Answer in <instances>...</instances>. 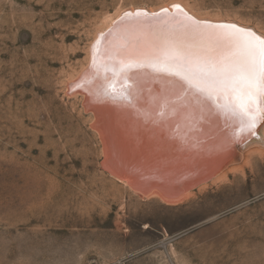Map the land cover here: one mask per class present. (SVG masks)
<instances>
[{"label": "rangeland", "instance_id": "374dc122", "mask_svg": "<svg viewBox=\"0 0 264 264\" xmlns=\"http://www.w3.org/2000/svg\"><path fill=\"white\" fill-rule=\"evenodd\" d=\"M172 1L0 0V264H264V143L181 202L141 198L68 90L106 18ZM181 1L264 34V0Z\"/></svg>", "mask_w": 264, "mask_h": 264}, {"label": "snow or ice", "instance_id": "6c2138e0", "mask_svg": "<svg viewBox=\"0 0 264 264\" xmlns=\"http://www.w3.org/2000/svg\"><path fill=\"white\" fill-rule=\"evenodd\" d=\"M173 7L177 14L162 9L164 17L126 12L100 34L91 63V79L99 81L97 96L130 107L148 121L153 113L136 104V74L176 77L186 93L212 100L220 114L236 124L237 136L255 135L257 126L264 125V36L235 23L197 21L179 5ZM153 21L169 31L157 35ZM183 99L161 96L155 116L165 118L170 105L171 113L177 105L186 108Z\"/></svg>", "mask_w": 264, "mask_h": 264}, {"label": "water", "instance_id": "95a60500", "mask_svg": "<svg viewBox=\"0 0 264 264\" xmlns=\"http://www.w3.org/2000/svg\"><path fill=\"white\" fill-rule=\"evenodd\" d=\"M180 8L184 11L182 7ZM162 9L152 13L143 9L126 12L136 13L139 10L151 16L153 13H163ZM169 12L172 13L173 10ZM197 21L215 24L208 20ZM112 27L113 24L110 28ZM89 68L91 69V64ZM156 78L151 83L153 90L159 88L158 80L161 77ZM176 79L179 80V78ZM80 87L84 90L85 85ZM85 94L90 106L88 112L97 115L98 127L109 146V158L105 161L107 167L113 174L133 182L145 192H150L152 188L157 187L166 197L177 198L187 190H193L198 185L210 181L228 164L239 161L242 151L249 145L262 142L260 130L263 125H258L255 135L249 134L244 139L234 140L227 146H213L203 153L202 146L208 140H201L200 145H195L188 135L179 133L177 129H172L170 126L165 128L164 122L156 120V116L145 121L130 107L102 100L92 93L95 99ZM140 103H136L137 107Z\"/></svg>", "mask_w": 264, "mask_h": 264}, {"label": "bare ground", "instance_id": "6f19581e", "mask_svg": "<svg viewBox=\"0 0 264 264\" xmlns=\"http://www.w3.org/2000/svg\"><path fill=\"white\" fill-rule=\"evenodd\" d=\"M164 5L166 6L159 7L156 9L154 8H150V9L133 8V9H128V10L134 11L135 9H143V11L152 13L162 8H165L168 10V14H177V9L174 8L172 5H179L180 7L184 9L185 12H187V14H189V16L191 15V17L197 20H208L214 23H235L243 28H248V29L253 30L256 34L260 36H264V34L254 29L253 26L252 27L251 25L248 26L246 24H243L240 21L238 22V20H230V19L212 20V19L202 18L201 16L199 17V15L197 16L196 14H193L194 12H192L188 8V6L181 0H173L172 2H169ZM170 10H173V12L170 13L169 12ZM126 11L127 10L125 11L120 10L114 16H110L106 18V20L104 21L106 24L96 32L94 39L90 44L89 51H88V62H87L86 68L79 75V77L75 79L73 82H71V84L69 85L68 90L69 92L71 91L70 93H74V94L82 93L81 95L84 98L83 104H84L86 112L89 110L90 106H88V97L86 96L85 93H87L91 98H94V96L92 97L91 93L93 95H97L96 85L99 83V81H93L91 79L92 72H91V69L89 68L91 61H92L93 45L95 44L97 39L100 37V34L104 33L108 28H110L113 22L116 19H118ZM159 15L161 17H164L165 13H160ZM149 18H151V16H149ZM153 23L156 24V21H153ZM153 31L156 32L157 35L163 36L169 31V29L162 25L156 24V27H154ZM176 31H179V30L177 29ZM156 77H161L160 80H158L159 88L157 90H153V87H152L153 85L151 83ZM135 79H136L137 88H138V94L136 96V103L138 104L141 102L138 107L151 111L153 113V116H155V112L159 111L158 102L161 96H167L169 100L177 96H183L184 99L181 103L187 104L186 108H181L179 105H177L175 107H177L178 110L175 113H171V107L173 106L170 105L169 109H166V117L163 119L157 117L156 120L164 122L165 128H168V126H170L172 129H177L179 133L188 135L189 139H193L192 143L194 142L195 145L202 143L201 140H208L207 143L204 146H202L203 148L201 152L203 153L209 151L213 146H218V145L227 146V145H230L234 140H239V139L242 140L249 135L248 133H241L240 135L237 136L235 134L237 126L233 121L225 119V117L222 114H220L215 104L211 102L209 99L205 98L204 96H200L198 94H192L190 92L186 93L185 85L181 81L177 80L175 77H170L166 75L157 76V75H153L150 71H143V72L137 73L135 76ZM156 79H159V78H156ZM83 85H85V87H83ZM80 86H82L84 90H81ZM153 98L156 99V103H152ZM93 116L95 119L93 126L94 128L97 129L103 141V150H104L105 161H106L109 158V146L107 144V141H106V138L103 132L98 127L97 115L93 113ZM260 133L262 137L261 143H264V134L262 130H260ZM231 164H228L226 167H229ZM104 165L110 171V169L106 165V162H104ZM226 167L220 172L216 173V175L213 176L211 180L214 181L216 179L223 178V174L225 173L224 170L226 169ZM113 175H114L113 176L114 178L116 177L124 185H129L131 189L132 187H134L135 189L142 191V192L139 191L140 195L141 194L148 195L147 193H149L148 195L149 197L155 198L162 202H164V200L168 202V199L166 200V198L168 197L163 195L162 192L157 187L152 188L150 192H145L133 182L126 180V179H122L115 174ZM206 184L207 182H204L198 186H203V185L205 186ZM190 193L191 191L189 190V192L186 193L184 197L180 198L175 203L185 200L186 198L190 196ZM141 198H142V195H141ZM168 203L175 204L174 202H168Z\"/></svg>", "mask_w": 264, "mask_h": 264}]
</instances>
